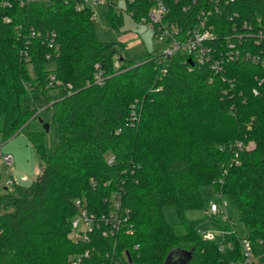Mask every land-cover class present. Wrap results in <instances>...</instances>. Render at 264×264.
<instances>
[{
  "label": "trees",
  "instance_id": "16d2710c",
  "mask_svg": "<svg viewBox=\"0 0 264 264\" xmlns=\"http://www.w3.org/2000/svg\"><path fill=\"white\" fill-rule=\"evenodd\" d=\"M77 1L37 3L15 8L14 15L0 10V139L23 132L40 160L30 184L12 183L0 193V264H70V254L85 250L89 256L80 264L102 263L113 245L115 252H125L124 264H238L237 234L204 240L197 231L201 219L183 216L188 209H205L202 185L228 199L232 220L240 223L257 264H264V68L225 61L213 71L207 64L189 66L180 51L162 57L157 49L153 56L128 59L122 44L96 38L93 11L76 9ZM115 1L103 0L112 28L121 23ZM121 1L137 23L153 4ZM208 2L163 0L165 18L186 30ZM4 14L11 16L9 23L2 21ZM258 20L264 26V0H220L210 15L217 40L209 44L224 47L233 22ZM16 25L54 31L58 56L45 60L44 46L33 40L29 65L20 61L17 47L23 41ZM49 70L55 81H49ZM255 80L263 84L252 95ZM51 87L61 91L51 103L58 145L46 155L42 134L28 129L37 113L28 101H34L32 92ZM236 141L242 147L235 158ZM117 190L127 221L113 238L95 231L85 239L68 236L74 199L98 213L106 207L103 198ZM168 206L176 210L180 234L164 218ZM214 218L213 226L232 230L229 221Z\"/></svg>",
  "mask_w": 264,
  "mask_h": 264
},
{
  "label": "built area",
  "instance_id": "2783aa9c",
  "mask_svg": "<svg viewBox=\"0 0 264 264\" xmlns=\"http://www.w3.org/2000/svg\"><path fill=\"white\" fill-rule=\"evenodd\" d=\"M58 0H0V10L12 11L15 8H27L33 4L52 5ZM67 2L68 0H63ZM152 6L148 10L147 17L141 20L151 30L153 37L160 43L161 47L159 52L162 57L170 56L176 51L184 53L188 60V65L200 66L207 64L213 71H218L221 68L222 62H246L255 66L264 68V26H262L259 20L256 23H250L247 21L233 22L232 32L228 36H224L222 39L224 47H220V44L211 45L209 42L217 40L216 35L211 30L210 15L212 12L218 10L220 0H209V2L200 8L196 15L194 22L186 28L181 30L172 21L166 20L167 9L163 3V0H151ZM234 0H221L222 4L232 2ZM103 0H79L73 4L76 9H80L83 6H93L95 4L102 3ZM187 8L183 7V10ZM94 15L92 14L91 17ZM235 16V15H234ZM2 21L9 23L11 16L4 14ZM229 19H231L229 17ZM238 26L239 30H236ZM17 38H21L23 45L17 47V56L20 61L29 65L31 58V42L37 41L38 44L44 46L43 57L45 60L51 61L59 54V44L57 43L56 33L51 30H39L32 25L27 27H21L16 25ZM245 44V49H243ZM113 67H118V61H113ZM32 70L28 71V74H32ZM49 81H55L54 74L49 70ZM96 78V77H95ZM57 81V80H56ZM263 84L262 80H255V84L251 86L250 92L252 95H257L260 91V87ZM134 117V113H131ZM242 147L240 141H236L231 145L233 155L236 158L237 151ZM0 161L11 165L12 157L8 154H2L0 152ZM107 163L113 161V156L108 155L106 157ZM11 181L4 182L0 179V188L4 190L10 187ZM93 185V183H91ZM220 198L222 195L215 193ZM106 202V207L100 212L88 211L85 207L84 200L82 198H76L73 200L75 207V214L70 220L71 230L77 237L85 239L87 234L91 231H95L98 236L102 238H113L116 233L122 228L127 221V209L121 205V190L111 191L106 197L103 198ZM225 202L221 198V203L217 204L213 201H209L206 210L204 212L207 215H216L223 221H227V214L225 212ZM80 225V231L75 232L77 226ZM209 229H203L198 227L197 231L201 238L208 241H213V236ZM218 233H222V230L217 229ZM73 238V239H74ZM239 246L241 259L238 264H251V260L254 259L251 244L247 238L243 235L239 237ZM260 241V240H259ZM223 245H220V249ZM109 253V259L105 262L96 264H124L126 260V254L123 250L120 252L114 251V245ZM116 255V257H115ZM89 256V251L85 250L82 253L75 254L70 258V264H80L83 259ZM258 263V262H256ZM87 264H94L88 262Z\"/></svg>",
  "mask_w": 264,
  "mask_h": 264
},
{
  "label": "rangeland",
  "instance_id": "374dc122",
  "mask_svg": "<svg viewBox=\"0 0 264 264\" xmlns=\"http://www.w3.org/2000/svg\"><path fill=\"white\" fill-rule=\"evenodd\" d=\"M92 2L93 0H88ZM112 8H119L121 11V23L117 28H112L109 24L107 17V4L99 3L95 4L91 8L93 11V27L94 34L96 38L100 41H113L122 44L123 54L128 59H138L144 57L151 51L159 50L161 45L153 37V34L148 26L144 23H137L123 11V5L121 0H116L113 2ZM15 12L12 10V15ZM151 52L150 55H154ZM48 69L53 68V64L48 63ZM29 71L31 69L29 68ZM32 76V75H31ZM31 85L28 84V93L30 92ZM33 94V95H32ZM32 97H34L33 103L28 101L29 105H35L37 109L36 116L31 118L28 122V129L30 131H37L42 134L43 151L46 155L52 154L58 145V139L52 124V113L53 106L51 103H55L56 100L61 96L60 87H51L45 92L34 91L32 92ZM29 100V99H27ZM43 124L47 125V128H43ZM249 145V144H248ZM0 152L2 154H8L12 157L11 165H7L0 161V179L4 182L11 181L10 186L15 184L28 185L35 178L39 171L40 160L38 158V153L34 148L32 142L24 135L23 132H19L16 135L7 138L5 140L0 139ZM200 193L202 195L205 210L209 201H213L217 204L221 203V198L225 202V212L227 214V221L230 231H224L218 233L217 229L211 223L213 215H207L202 209H188L184 211L183 216L188 220H200L198 227L203 229H209L212 233L213 239L218 241L220 239L227 238L229 233L233 235L237 234L236 238L242 236V227L237 221H233V210L225 196L221 198L216 195L210 185H202L200 188ZM4 191V188H0V193ZM163 215L167 222L173 224V231L175 234H180L183 228L178 224V216L176 210L173 207L163 208ZM232 217V218H231ZM203 218V221H202ZM215 217L214 219H216ZM217 220V219H216ZM221 230V229H219ZM80 231V225L77 226L75 232ZM69 237H77L73 231L68 233ZM76 253L69 255L68 259L74 256ZM258 260L256 256L251 260V264H257Z\"/></svg>",
  "mask_w": 264,
  "mask_h": 264
},
{
  "label": "water",
  "instance_id": "95a60500",
  "mask_svg": "<svg viewBox=\"0 0 264 264\" xmlns=\"http://www.w3.org/2000/svg\"><path fill=\"white\" fill-rule=\"evenodd\" d=\"M43 128L46 129L47 128V125L46 124H43Z\"/></svg>",
  "mask_w": 264,
  "mask_h": 264
}]
</instances>
